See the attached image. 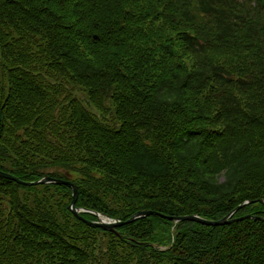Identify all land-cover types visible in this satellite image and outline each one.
I'll list each match as a JSON object with an SVG mask.
<instances>
[{
	"label": "trees",
	"instance_id": "obj_1",
	"mask_svg": "<svg viewBox=\"0 0 264 264\" xmlns=\"http://www.w3.org/2000/svg\"><path fill=\"white\" fill-rule=\"evenodd\" d=\"M0 171L160 214L0 178V264H264L259 202L173 219L264 201V0H0Z\"/></svg>",
	"mask_w": 264,
	"mask_h": 264
},
{
	"label": "water",
	"instance_id": "obj_2",
	"mask_svg": "<svg viewBox=\"0 0 264 264\" xmlns=\"http://www.w3.org/2000/svg\"><path fill=\"white\" fill-rule=\"evenodd\" d=\"M0 178L6 179V180H12L18 184H22V185H26V186H36V185H45V184H55V185L68 186L72 190V201H71L70 205L68 206V210L76 218H78L79 220H82L83 222L87 223L88 225H92V226H95L98 228H104V229H107L110 231H113V228H115V227L122 226L124 224H131L136 220H139V219H142V218H145L148 216H152V215L153 216L154 215L160 216V214H158L156 212H151V211L143 212V211H141V212H138L135 215H133L127 222L123 223V222H119V221L113 220L111 218H108L104 215L95 213V215L97 217V221L89 222V221H86L85 219H83L81 216L78 215L81 212H85V210L77 209L75 207V203H76L77 198H78V190H77V187L71 182L63 181V180H55V179H52L50 177H45V178H43L37 182H34V183H24V182L17 180L15 177H13L7 173H4L2 171H0ZM255 202H259L260 204L264 205L263 200L242 203L236 209H234L231 213H229L226 217H224L223 219H221L219 221H209V220L200 218L197 215L176 217L173 219L176 220L175 222H177V223L183 222V221H189V222L199 223V224L205 225V226H223V225H228V224L233 223V222L242 221L244 219H258L259 217H255L252 215H248V216H244V217L236 218V219L233 218V216L237 213L238 210L245 207L246 205H250V204L255 203ZM169 219H171V218H169Z\"/></svg>",
	"mask_w": 264,
	"mask_h": 264
},
{
	"label": "rangeland",
	"instance_id": "obj_3",
	"mask_svg": "<svg viewBox=\"0 0 264 264\" xmlns=\"http://www.w3.org/2000/svg\"><path fill=\"white\" fill-rule=\"evenodd\" d=\"M33 8V11L35 12V13H38L39 11L37 10V8H39V7H37V6H34V7H32ZM41 13V12H40ZM79 96L80 97H82V98H85V96H84V93L83 92H80L79 93ZM104 107H105V109H107L108 110V107H109V103L108 102H106L105 104H104ZM93 114H95L94 112H95V110L94 109H89ZM170 115H172V113H169ZM99 119V118H98ZM119 127V124H117V126H116V128H118ZM159 135V134H158ZM157 135V136H158ZM116 155V154H115ZM72 174V173H71ZM73 175V174H72ZM25 194L24 193H20V196L21 197H23ZM65 203H69V200H65ZM5 206V209H6V212L7 211H10V208L8 207V205H4Z\"/></svg>",
	"mask_w": 264,
	"mask_h": 264
}]
</instances>
